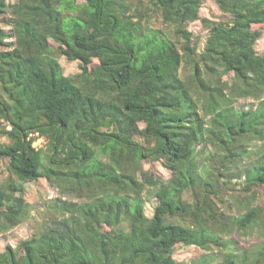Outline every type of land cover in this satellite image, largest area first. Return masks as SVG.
I'll return each instance as SVG.
<instances>
[{"label": "trees", "instance_id": "obj_1", "mask_svg": "<svg viewBox=\"0 0 264 264\" xmlns=\"http://www.w3.org/2000/svg\"><path fill=\"white\" fill-rule=\"evenodd\" d=\"M215 1L228 19L202 17L204 0H0V135L8 139L0 161L9 173L0 232L29 217L27 182L46 177L89 199L62 200L63 217L8 245L0 264H185L174 257L178 243L220 248L219 232L264 229V205L239 216L220 208L211 195L220 167L197 160L203 142L225 164L247 140L264 138V99L235 110L223 85L235 74L264 93L256 49L264 0ZM150 13L172 29L153 25ZM197 20L209 31L202 50L188 28ZM59 55L81 70L66 75ZM41 138L45 147L35 145ZM146 159L169 167L171 178L144 171ZM245 174L246 190L264 187V159ZM147 186L157 188L152 216ZM242 254L225 264H264V239Z\"/></svg>", "mask_w": 264, "mask_h": 264}, {"label": "rangeland", "instance_id": "obj_2", "mask_svg": "<svg viewBox=\"0 0 264 264\" xmlns=\"http://www.w3.org/2000/svg\"><path fill=\"white\" fill-rule=\"evenodd\" d=\"M14 2L16 0H9ZM84 0H76V2H83ZM201 16L213 20H226L228 16L221 11L219 5L215 0H204L201 7ZM151 23L157 27L165 30L172 29L171 26L165 25L162 22V17L156 13H150ZM3 27H8L3 24ZM188 28L193 32L194 40L199 41V49L202 50L208 38V29L203 26L202 21L197 20L188 23ZM262 35L258 39L256 49L259 54H264V28L261 29ZM6 47L0 45V51ZM59 60L64 67L66 75H73L78 73L81 68L78 61H68L64 55H59ZM223 78V77H222ZM223 85L228 94L230 90L235 94H229L231 97V107L235 110H248L249 108L256 109L258 104L264 99V93L259 92V95L249 92L252 88H247V84L243 78L237 77L235 74L224 76ZM247 89V90H246ZM203 99L199 100V105L202 106ZM202 112V110H201ZM211 116L207 118L210 119ZM143 127L144 124L142 123ZM140 142L146 143L145 139L141 136L136 138ZM1 142H7L6 137L0 135ZM36 145L44 146V139L41 138L40 142ZM246 151H238L239 155L235 157V161L229 157L225 164L221 153L216 152V148L211 143H201L197 147V160L200 165L210 164L220 167L218 173L219 188L217 192H211L214 200L218 202L221 209L226 211L228 215L239 216L245 213L248 208L257 205H264V187H254L253 190H246V170H250L264 159V138H252L246 141ZM220 156V157H219ZM8 160L0 161V183L4 182L8 177L7 170ZM144 171L155 176H163L164 179H169L173 175L172 170L159 161L144 160L142 162ZM156 187L147 186L144 190V198L146 201V214L152 216L154 207L158 203L156 197ZM11 194H17L16 189L12 188L9 191ZM255 194L249 200H245L246 195ZM23 197L31 205L29 217L20 225L11 228L8 231L0 232V252H4L8 245L17 247L19 243L34 235L45 226L52 225L56 219L63 217V214L57 208V204L62 200L67 202H82L89 200L87 197H79L74 193H64L57 187L51 180L46 177H41L36 181L27 182L22 192ZM185 199L192 200L190 192H185ZM222 200V201H221ZM68 215V213H67ZM105 230H109L111 226L102 223ZM221 240L226 245L222 247L213 246L210 249H203L197 245H187L183 242L178 243L174 249V257L178 262L185 264H225L227 258L240 259L243 257L242 252L245 249L254 247L264 239V229L260 224L254 225L247 231L239 230L234 226L231 230L219 232ZM236 264V263H235Z\"/></svg>", "mask_w": 264, "mask_h": 264}, {"label": "built area", "instance_id": "obj_3", "mask_svg": "<svg viewBox=\"0 0 264 264\" xmlns=\"http://www.w3.org/2000/svg\"><path fill=\"white\" fill-rule=\"evenodd\" d=\"M40 141H41V139L37 140V141L35 142V145H36L37 142H40ZM36 146H38V145H36Z\"/></svg>", "mask_w": 264, "mask_h": 264}]
</instances>
